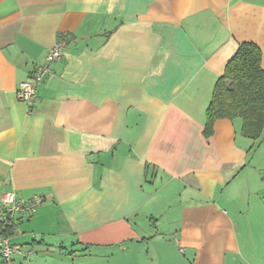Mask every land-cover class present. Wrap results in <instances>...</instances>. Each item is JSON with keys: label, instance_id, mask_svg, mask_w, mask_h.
I'll use <instances>...</instances> for the list:
<instances>
[{"label": "crops", "instance_id": "1", "mask_svg": "<svg viewBox=\"0 0 264 264\" xmlns=\"http://www.w3.org/2000/svg\"><path fill=\"white\" fill-rule=\"evenodd\" d=\"M246 42L264 70V0H0V198L44 196L13 264H264V134H206Z\"/></svg>", "mask_w": 264, "mask_h": 264}, {"label": "trees", "instance_id": "2", "mask_svg": "<svg viewBox=\"0 0 264 264\" xmlns=\"http://www.w3.org/2000/svg\"><path fill=\"white\" fill-rule=\"evenodd\" d=\"M219 119H241L242 133L254 140L264 134L262 51L254 43H242L217 80L206 112V134ZM12 230L7 228L5 235Z\"/></svg>", "mask_w": 264, "mask_h": 264}, {"label": "built area", "instance_id": "3", "mask_svg": "<svg viewBox=\"0 0 264 264\" xmlns=\"http://www.w3.org/2000/svg\"><path fill=\"white\" fill-rule=\"evenodd\" d=\"M67 39L60 36L46 56L43 65H38L31 78L19 85L16 92L20 101L32 107L37 97L38 86L51 73L52 66L60 61L65 53ZM44 196L35 195L31 199H23L16 193H5L0 198V264H13V255L19 252V247L11 243L10 236L5 230L14 226L19 216L30 217L34 215L43 204Z\"/></svg>", "mask_w": 264, "mask_h": 264}, {"label": "rangeland", "instance_id": "4", "mask_svg": "<svg viewBox=\"0 0 264 264\" xmlns=\"http://www.w3.org/2000/svg\"><path fill=\"white\" fill-rule=\"evenodd\" d=\"M110 259H112V258H110ZM84 261H86V264H88V263L95 264V262L96 263L102 262V264H106L104 258H97V257L96 258H93L90 262L88 260H86V259ZM112 263L113 264L116 263V256H114V258L112 259Z\"/></svg>", "mask_w": 264, "mask_h": 264}]
</instances>
